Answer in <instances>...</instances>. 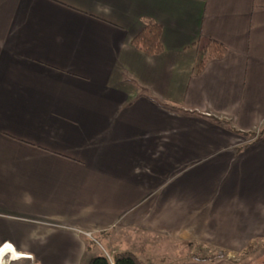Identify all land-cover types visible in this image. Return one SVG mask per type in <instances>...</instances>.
Returning a JSON list of instances; mask_svg holds the SVG:
<instances>
[{
    "label": "crops",
    "instance_id": "crops-1",
    "mask_svg": "<svg viewBox=\"0 0 264 264\" xmlns=\"http://www.w3.org/2000/svg\"><path fill=\"white\" fill-rule=\"evenodd\" d=\"M263 128L264 0H0V264H79L87 237L149 264L127 233L219 254L175 264L264 247Z\"/></svg>",
    "mask_w": 264,
    "mask_h": 264
},
{
    "label": "rangeland",
    "instance_id": "rangeland-1",
    "mask_svg": "<svg viewBox=\"0 0 264 264\" xmlns=\"http://www.w3.org/2000/svg\"><path fill=\"white\" fill-rule=\"evenodd\" d=\"M123 236L125 237V241H124L126 245L125 247L133 249V251H137V252L139 251L138 249L141 246L144 247L145 249L144 253L139 252V256L143 257L144 259H147V261H149V264H175L177 261L184 258V255H186V253H188L190 250H192V252L200 256L215 255L214 249L208 247H201V246L194 247L193 245L186 246L184 244L176 243L174 241L161 240V239L155 240L154 238H150L147 236H143V235L133 236L128 233ZM115 242L116 241L114 240V245H116ZM95 247L96 250L100 249L101 251L103 248L106 249L107 245L104 246L99 241V244L98 242H95ZM243 252H247V253L233 256L231 259H229L230 262L228 264H248V263L251 264V263H255V261H261L260 259H262V257L252 259L250 257L247 258L248 256H246V254L254 255V253L260 252L256 256L264 255V247H262L261 244H251L250 246L246 247L243 250ZM109 260L112 261V259ZM85 263H86V259L84 256V258L80 261L79 264H85Z\"/></svg>",
    "mask_w": 264,
    "mask_h": 264
},
{
    "label": "trees",
    "instance_id": "trees-1",
    "mask_svg": "<svg viewBox=\"0 0 264 264\" xmlns=\"http://www.w3.org/2000/svg\"><path fill=\"white\" fill-rule=\"evenodd\" d=\"M159 26L154 23L145 24L142 29L132 38L133 45L144 51L145 53H156L161 50V44L159 42ZM223 50V47L217 43L211 42L205 46L203 50V57L199 61V63L195 66L196 70H199L203 65L204 61L209 57H214L220 55ZM264 131L260 129L255 137L261 135ZM253 135L254 133L251 132ZM87 247H95V240L91 238H86ZM219 254L209 255V256H201L197 257L196 255H192L193 257L200 260H208ZM109 259H112L110 261ZM85 264H145L135 253L130 251H117L114 252L111 257H107L103 252L99 251L98 253L90 256Z\"/></svg>",
    "mask_w": 264,
    "mask_h": 264
},
{
    "label": "snow or ice",
    "instance_id": "snow-or-ice-1",
    "mask_svg": "<svg viewBox=\"0 0 264 264\" xmlns=\"http://www.w3.org/2000/svg\"><path fill=\"white\" fill-rule=\"evenodd\" d=\"M11 245H4L3 248H0V256H2L5 252L11 251Z\"/></svg>",
    "mask_w": 264,
    "mask_h": 264
},
{
    "label": "built area",
    "instance_id": "built-area-1",
    "mask_svg": "<svg viewBox=\"0 0 264 264\" xmlns=\"http://www.w3.org/2000/svg\"><path fill=\"white\" fill-rule=\"evenodd\" d=\"M87 235L89 236V234H88V233H87ZM109 258H110V257H109ZM5 261H6V260H5ZM5 261H4V262H5ZM9 262H10V261L8 260V261H7V263H5V264H8Z\"/></svg>",
    "mask_w": 264,
    "mask_h": 264
},
{
    "label": "bare ground",
    "instance_id": "bare-ground-1",
    "mask_svg": "<svg viewBox=\"0 0 264 264\" xmlns=\"http://www.w3.org/2000/svg\"><path fill=\"white\" fill-rule=\"evenodd\" d=\"M13 255V254H12ZM10 261V260H9Z\"/></svg>",
    "mask_w": 264,
    "mask_h": 264
}]
</instances>
